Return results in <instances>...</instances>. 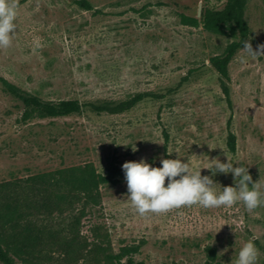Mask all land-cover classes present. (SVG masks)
I'll return each instance as SVG.
<instances>
[{"label": "rangeland", "instance_id": "1", "mask_svg": "<svg viewBox=\"0 0 264 264\" xmlns=\"http://www.w3.org/2000/svg\"><path fill=\"white\" fill-rule=\"evenodd\" d=\"M87 1L91 9L75 0H19L11 46L0 49V76L46 100H119L138 91L163 96L116 114L85 110L22 122L20 101L0 83V181L85 162L99 172L110 163L121 171L115 182L100 185L98 205L76 203L46 219L55 241L14 255L15 261L118 264L108 254L128 248L145 264H204L211 246L213 264H235L252 240L264 264V207L193 205L140 216L122 169L126 161L162 167L161 159H181L193 171L204 168L201 175L220 193L236 182L231 173L212 176L209 160L218 157L247 167L253 183H264V55L242 62L243 46L236 51L228 64L229 107L209 59L236 33L180 18L192 16L199 1L203 9L226 0ZM245 17L255 49L264 44V0H248ZM229 117L234 152L226 146Z\"/></svg>", "mask_w": 264, "mask_h": 264}, {"label": "trees", "instance_id": "2", "mask_svg": "<svg viewBox=\"0 0 264 264\" xmlns=\"http://www.w3.org/2000/svg\"><path fill=\"white\" fill-rule=\"evenodd\" d=\"M75 2L85 9H91V4L87 0ZM247 2L248 0H226L220 8L204 7L200 19L180 13L182 23L197 25L201 21L208 30L217 31L226 26L236 33V39L226 45L223 53L213 55L209 59L212 68L218 74L219 86L229 107L231 99L228 64L250 35V27L245 17ZM0 83L5 92L20 101L22 122L32 118L79 114L85 110L116 114L130 110L145 98L163 96V93L138 91L119 100L82 101L77 98L46 100L25 91L2 76ZM229 126L230 117L227 120L226 146L234 152L235 135ZM164 138L166 144L168 138L166 132ZM120 172L115 163H110L103 172H99L93 163L85 162L0 181V262L19 264L15 261L14 255L20 256L22 253L32 252L42 244L54 242L58 234L46 225V219L55 214H62L65 210H71L76 203H81L83 208L98 205L100 185L115 182ZM206 250L208 254L204 264H213L214 248L207 246ZM123 254L126 257L121 260ZM108 256L113 257L118 264H145L134 259L128 248H124V252L120 254Z\"/></svg>", "mask_w": 264, "mask_h": 264}, {"label": "clouds", "instance_id": "3", "mask_svg": "<svg viewBox=\"0 0 264 264\" xmlns=\"http://www.w3.org/2000/svg\"><path fill=\"white\" fill-rule=\"evenodd\" d=\"M18 6L19 0H0V49L11 46ZM36 47H41L38 40ZM242 50L246 54L241 58L244 62L248 57L255 59L264 55V44L253 49L251 40H246L243 41ZM160 163L162 167H152L141 159L139 162L126 161L122 164L128 198L140 216L166 214L193 205L211 209L230 208L242 203L248 211L264 207V183L259 180L253 183L247 167H234L230 160L221 162L218 157L209 160L211 168L207 169L212 176L231 173L236 182L235 186H226L217 193L214 190L217 183L210 176L201 175L200 170L204 168L193 171L190 164L181 159H161ZM259 257V249L249 240L239 250L235 264H259Z\"/></svg>", "mask_w": 264, "mask_h": 264}, {"label": "water", "instance_id": "4", "mask_svg": "<svg viewBox=\"0 0 264 264\" xmlns=\"http://www.w3.org/2000/svg\"><path fill=\"white\" fill-rule=\"evenodd\" d=\"M202 11H203V9H201V1H199L198 5H197L196 12L192 15V17L200 19L202 16Z\"/></svg>", "mask_w": 264, "mask_h": 264}]
</instances>
